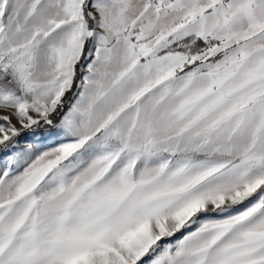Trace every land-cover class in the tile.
Wrapping results in <instances>:
<instances>
[{
    "label": "snow or ice",
    "instance_id": "6c2138e0",
    "mask_svg": "<svg viewBox=\"0 0 264 264\" xmlns=\"http://www.w3.org/2000/svg\"><path fill=\"white\" fill-rule=\"evenodd\" d=\"M0 164V264H264V0H0Z\"/></svg>",
    "mask_w": 264,
    "mask_h": 264
},
{
    "label": "rangeland",
    "instance_id": "374dc122",
    "mask_svg": "<svg viewBox=\"0 0 264 264\" xmlns=\"http://www.w3.org/2000/svg\"><path fill=\"white\" fill-rule=\"evenodd\" d=\"M68 96H71V93H69ZM13 122L15 123V121ZM24 146H25V138L21 137L20 147L23 148ZM0 166H2V164H0Z\"/></svg>",
    "mask_w": 264,
    "mask_h": 264
}]
</instances>
